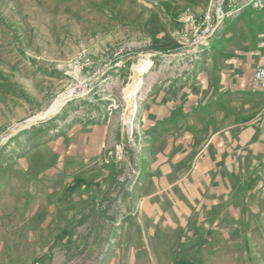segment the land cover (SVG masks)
<instances>
[{"label": "rangeland", "instance_id": "1", "mask_svg": "<svg viewBox=\"0 0 264 264\" xmlns=\"http://www.w3.org/2000/svg\"><path fill=\"white\" fill-rule=\"evenodd\" d=\"M218 1L0 0V264H264V93L228 102L247 118L216 114L204 148L152 146L142 115L204 67ZM235 45L264 58V19L209 52ZM80 52L108 70L100 89L39 119ZM85 113L111 128L86 150Z\"/></svg>", "mask_w": 264, "mask_h": 264}, {"label": "crops", "instance_id": "2", "mask_svg": "<svg viewBox=\"0 0 264 264\" xmlns=\"http://www.w3.org/2000/svg\"><path fill=\"white\" fill-rule=\"evenodd\" d=\"M263 14L264 11L258 12L247 8L236 19L226 20L210 38L208 46L202 50L207 51L204 53L207 59L204 67L197 74H193L189 79H184L183 82H175L174 87H171L172 90L148 96L150 100L143 104L142 115L146 118L145 131L149 138V144L152 146L182 145V149L190 146L191 148L200 146L204 148L207 146L208 133L201 129L210 128L211 122L215 121L216 114L221 115L220 121L222 119L238 121L247 118L244 113L241 114L242 116L240 114L233 115V113L231 117H224V115L230 114L226 106L231 100L232 102L240 101V104L245 106L246 99L249 103H255L257 95L264 93L255 87L253 80L255 70L264 67L261 51L244 50L237 45L227 46L222 52H211L210 54L209 51L211 46L214 47L218 43L229 24L240 22L246 17L262 21ZM171 85L172 83L169 84V86ZM84 99L82 104L89 103L90 100L84 101ZM87 115L83 114L84 124L80 128L84 131L85 150L90 148L94 140H97L101 146V134L111 130L107 123L99 125L88 123L90 121L88 119L93 118L86 117ZM86 118L88 119L86 120ZM166 151L174 152L175 150L170 148Z\"/></svg>", "mask_w": 264, "mask_h": 264}, {"label": "built area", "instance_id": "3", "mask_svg": "<svg viewBox=\"0 0 264 264\" xmlns=\"http://www.w3.org/2000/svg\"><path fill=\"white\" fill-rule=\"evenodd\" d=\"M252 8L258 12L264 11V0H220L215 8L214 12L211 14L210 11L206 12L201 18L202 20L197 25L196 31H199L200 35L195 42L194 49H198L202 46H207L208 41L214 35L215 31L222 26L226 20L236 19L245 9ZM189 21L195 24L193 17H189ZM93 57L87 55L85 52H80L69 65V69L72 71L78 70L77 76L69 72V74L75 78V83H72L68 89H71V93L64 96V104L77 100L79 98L88 97L100 89L101 84L104 82L105 75L108 70L101 69L95 66L91 71L88 67H93ZM118 66V65H116ZM97 67V68H96ZM83 76L79 77V75ZM79 78V79H78ZM253 80L260 91L264 92V67H260L255 70L253 75ZM65 91V93L68 91ZM101 94H103L102 90ZM64 95V94H63ZM63 104V105H64Z\"/></svg>", "mask_w": 264, "mask_h": 264}, {"label": "bare ground", "instance_id": "4", "mask_svg": "<svg viewBox=\"0 0 264 264\" xmlns=\"http://www.w3.org/2000/svg\"><path fill=\"white\" fill-rule=\"evenodd\" d=\"M70 73H72L73 75H75V76H77V72H78V70H76L75 72L74 71H72L71 69H69L68 70ZM65 93V92H64ZM63 93V94H64ZM69 93H71L70 91H67V95L69 94ZM64 100V98L63 99H61V98H59V99H57V100H55L54 101V103L50 106V108L42 115V118L41 117H39L38 116V118L39 119H46V118H50L52 115H54L55 113H57L60 109H61V107L63 106V101ZM39 119H32V120H29L28 122H27V124H31V123H33V122H35L36 120H39Z\"/></svg>", "mask_w": 264, "mask_h": 264}]
</instances>
